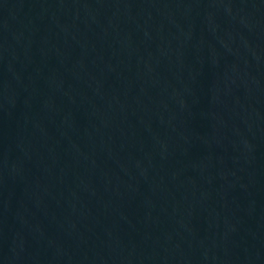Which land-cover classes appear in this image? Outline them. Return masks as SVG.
I'll return each instance as SVG.
<instances>
[{"label":"water","instance_id":"obj_1","mask_svg":"<svg viewBox=\"0 0 264 264\" xmlns=\"http://www.w3.org/2000/svg\"><path fill=\"white\" fill-rule=\"evenodd\" d=\"M0 264H264V0H0Z\"/></svg>","mask_w":264,"mask_h":264}]
</instances>
